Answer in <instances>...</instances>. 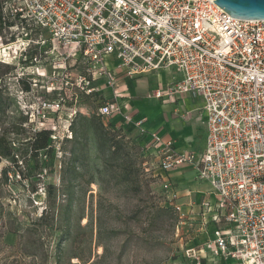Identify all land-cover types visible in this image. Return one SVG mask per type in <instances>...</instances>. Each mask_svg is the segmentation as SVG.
I'll return each mask as SVG.
<instances>
[{
	"label": "built area",
	"instance_id": "built-area-1",
	"mask_svg": "<svg viewBox=\"0 0 264 264\" xmlns=\"http://www.w3.org/2000/svg\"><path fill=\"white\" fill-rule=\"evenodd\" d=\"M2 12L27 42L18 78L35 101L18 106L32 132L50 131L54 144L71 138L79 116L114 130L105 119L121 116L149 140L146 152L162 156L161 173L187 168L210 186L198 210L182 216L196 234L181 264H264V21L234 19L213 0H3ZM115 71L127 81L170 72L173 82L153 97L200 103L202 150L177 153L147 132L118 93Z\"/></svg>",
	"mask_w": 264,
	"mask_h": 264
},
{
	"label": "rangeland",
	"instance_id": "rangeland-1",
	"mask_svg": "<svg viewBox=\"0 0 264 264\" xmlns=\"http://www.w3.org/2000/svg\"><path fill=\"white\" fill-rule=\"evenodd\" d=\"M22 33L20 27H13L0 34V63L10 65L0 64V97L11 104L1 117L0 135L23 116L20 106L35 101L16 84L27 71L20 60L27 46ZM106 63L110 69L118 64L110 58ZM161 80L163 84L173 82L169 76L153 74L126 81L127 89L118 88V92L130 93L136 117L146 119L148 130L158 127L172 138L185 134L189 141L183 146L199 153L203 126L200 123L192 132L193 120L199 122L195 114L181 119L168 106L156 102L153 94ZM189 100L201 107L195 98ZM56 125L60 133L67 127L64 123ZM80 125L77 121L74 131ZM98 125L117 132L128 143V155L134 163L130 170L123 158L110 159L100 148L90 124L83 134L77 132L72 142L54 143L50 158L40 152L38 162L43 171L39 175L30 170L32 160L19 157L17 164H21V171L26 169L25 178L11 173L4 184L2 172H12L13 164L0 159V264H181L190 246L186 244L196 234V227L189 228L184 222L188 213L198 210L201 195L210 191V186L193 178L187 168L161 173L162 156L146 152L143 145L149 140L144 137L142 141L141 132L131 125L117 126L116 130L103 121L95 122V127ZM175 127H182V131L173 133ZM31 129L26 126L21 135L7 133L6 141L14 143V150L26 148ZM49 186L54 188L52 196Z\"/></svg>",
	"mask_w": 264,
	"mask_h": 264
},
{
	"label": "trees",
	"instance_id": "trees-1",
	"mask_svg": "<svg viewBox=\"0 0 264 264\" xmlns=\"http://www.w3.org/2000/svg\"><path fill=\"white\" fill-rule=\"evenodd\" d=\"M2 2L3 0H0V34L2 32L8 31L9 28H12L14 26L13 21L10 19L3 17L2 12ZM30 54H33L31 52ZM1 64V63H0ZM4 66H10L6 64H2ZM14 69V67H12ZM1 81V80H0ZM16 84L19 87L21 85L20 91L25 93L29 91V85L24 79H17ZM11 106L10 101L7 98L0 97V122L1 117L5 114V112L9 109ZM101 121V119L95 115H92L90 119H87L86 117L79 116L77 117L69 127V131L71 134V138L65 137L61 144L72 142L74 135L76 138V133L79 132L80 134H83L87 129L88 125L90 124L92 126V130L95 134L98 135L100 143L99 146L101 149L105 150L109 153L110 159L113 160H119L120 158H123L124 164L127 166V168L130 170L132 166L134 165L133 161H131V158L129 157L128 153V143L124 142L123 137H119L117 132H111L105 130L102 126L98 125V127H95V122ZM77 121H80L79 129L74 131V125ZM26 126H30L28 124L27 117L21 116L18 119V122L15 124L9 125L7 130H3V133L0 135V159L8 160L10 163L13 164V171L9 172L8 169L4 170L2 172V183L6 184L9 178V175L12 173L13 176L20 178H25L23 172L26 171L25 168H23V171L20 170V165L17 164L18 158L20 157L23 160L29 159L32 160V167L30 170L35 175H39L42 173L43 168L42 164L40 165L38 162V155L40 152H42V156L46 158H50L52 155L53 148L55 149V145L53 144L50 136L51 132L48 130H40L38 132H32L30 133L29 143L28 147L26 148H20L18 150H14L11 145H14V143L10 144L6 141V134L12 133L16 135H21L23 128ZM31 127V126H30ZM108 128L110 126L108 125ZM72 164V163H71ZM18 169V172L16 171ZM27 172V171H26ZM131 173H129V178ZM132 180H129V182ZM48 194L52 196V192L54 191V188L52 186L48 187ZM35 190L31 189V193H34ZM54 197V196H53ZM161 212H167V209H161ZM38 243V241H36ZM40 245H42L40 243ZM77 258V257H76Z\"/></svg>",
	"mask_w": 264,
	"mask_h": 264
},
{
	"label": "crops",
	"instance_id": "crops-1",
	"mask_svg": "<svg viewBox=\"0 0 264 264\" xmlns=\"http://www.w3.org/2000/svg\"><path fill=\"white\" fill-rule=\"evenodd\" d=\"M115 73L118 75V77H120V79L122 80V84L121 86L119 87V89H127V84L125 83L127 80H123L122 77H121V74L119 71H115ZM160 75H163V76H169L170 79H172V75L170 74V72H162L160 73L158 76H155V77H159ZM166 80V79H165ZM172 81H168L163 84L162 83V80L161 82L159 81V86L161 87H166L169 83H171ZM118 91V90H117ZM118 93H121L123 95V97L125 98V101L128 102L129 106H130V109L132 111V114L134 115V118L136 119H140L139 117H136V110H135V107L134 105L132 104L133 102L131 101V97H130V93L128 94V91L127 90H124V92H118ZM185 97H188V96H179L178 98V101L176 103H169V104H161L160 102L156 101L157 103H159L160 105L162 106H168L171 111L173 112V114L175 116H180L181 119H187V118H190L192 115L195 114V116L198 117L199 119V122L198 120H193V124L190 126V129L192 130V132L196 131L198 129V126H200V123L201 125L203 126V135H202V147H201V150L202 148L204 147L205 145V136H206V129H205V123H204V116L202 115L201 112H199L197 109L199 108V106L197 104H193L191 103V101L188 99H186ZM198 102V101H197ZM198 104H200L198 102ZM111 118L114 119V122H109L111 123L112 126H115V127H121L123 125H129V124H123V121H122V118L121 116L119 115H114L112 116ZM146 120V119H145ZM196 122H198V124H195ZM158 126V125H157ZM148 127H149V124L144 123V128L147 132H150V133H156L162 140L163 142H166V141H170L172 143V147H173V150L177 153H183L187 150H192V148H189V146H183L184 144V141L185 140H188L189 141V137L186 138L185 134H180L178 135L176 138H172V137H167L166 136V133L164 131H162L160 128L157 127V129H153V130H148ZM134 128V127H133ZM190 130V132H191ZM182 131V127L179 128V130H177V128L175 127V130L173 131V133L175 134H178L177 132H181ZM191 140H193L191 137H190ZM148 140V139H147ZM192 151H197V150H192ZM190 174L192 175L191 171H189Z\"/></svg>",
	"mask_w": 264,
	"mask_h": 264
},
{
	"label": "water",
	"instance_id": "water-1",
	"mask_svg": "<svg viewBox=\"0 0 264 264\" xmlns=\"http://www.w3.org/2000/svg\"><path fill=\"white\" fill-rule=\"evenodd\" d=\"M230 17L246 21H264V0H213Z\"/></svg>",
	"mask_w": 264,
	"mask_h": 264
},
{
	"label": "bare ground",
	"instance_id": "bare-ground-1",
	"mask_svg": "<svg viewBox=\"0 0 264 264\" xmlns=\"http://www.w3.org/2000/svg\"><path fill=\"white\" fill-rule=\"evenodd\" d=\"M24 41V40H23Z\"/></svg>",
	"mask_w": 264,
	"mask_h": 264
}]
</instances>
